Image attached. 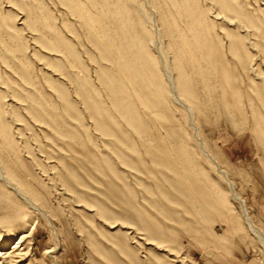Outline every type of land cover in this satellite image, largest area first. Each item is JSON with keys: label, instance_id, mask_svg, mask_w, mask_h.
I'll list each match as a JSON object with an SVG mask.
<instances>
[{"label": "rangeland", "instance_id": "rangeland-1", "mask_svg": "<svg viewBox=\"0 0 264 264\" xmlns=\"http://www.w3.org/2000/svg\"><path fill=\"white\" fill-rule=\"evenodd\" d=\"M197 140L264 241V0H0V169L45 213L0 178L20 264H264Z\"/></svg>", "mask_w": 264, "mask_h": 264}, {"label": "bare ground", "instance_id": "bare-ground-1", "mask_svg": "<svg viewBox=\"0 0 264 264\" xmlns=\"http://www.w3.org/2000/svg\"><path fill=\"white\" fill-rule=\"evenodd\" d=\"M146 9H148L151 13H152V20L153 21L155 19V14L153 13V11L150 9V7L148 6V4H146ZM216 18V17H214ZM158 33V31H156ZM152 45L154 48H158V42L154 41L152 42ZM165 67V66H164ZM165 74H166V78L169 82L170 88H171V97L173 99V101L177 102L178 104H180L181 106H183L184 108H186V111L189 113V115L192 114V109L188 106H186L185 104H183L182 101H180V99L177 97L176 91L174 90L173 87V83L171 78L169 77V74L167 72V69L165 67ZM193 131L196 132L195 128L193 127ZM199 143V148L202 152V154L204 156H206L209 161L216 166L217 171L219 174H221L225 180L228 182L227 180V176L224 172H222L219 169V166L217 165V163L215 162V160L207 153L203 143L199 140H197ZM0 178L3 179L4 182L8 183L9 185H11L9 183V181L7 180V178L4 176V174L2 173L1 169H0ZM229 184V188H230V192L232 195V198L236 201H238L240 204H242V218L245 221V223L247 224V226L249 227V229L254 233V236L256 237V239H258L263 245H264V241L262 236L260 235V233L256 230H254V228L252 227L250 221L247 218V215L245 213V209L243 207V202L242 200L237 196V194L234 191L233 186L231 185L230 182H228ZM13 188V191L16 193V195L25 202L26 206H29L34 212H36L37 214L42 215L43 217H45V213L38 208V206L25 194H23L18 188L14 187L13 185H11ZM29 223V221H25L23 223V225H27ZM31 228V226H30ZM33 230V228H32ZM32 231L30 234H21L17 237V239L15 240L14 243L11 244L10 247L7 248V246H9V244L7 243V240H0V264H20L21 261H24L26 258H28L29 256V248H25L24 244L27 241H31L32 238ZM54 251H49L47 254H53Z\"/></svg>", "mask_w": 264, "mask_h": 264}]
</instances>
